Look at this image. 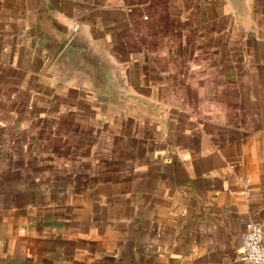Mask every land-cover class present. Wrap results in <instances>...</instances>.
Returning a JSON list of instances; mask_svg holds the SVG:
<instances>
[{
  "label": "crops",
  "instance_id": "crops-1",
  "mask_svg": "<svg viewBox=\"0 0 264 264\" xmlns=\"http://www.w3.org/2000/svg\"><path fill=\"white\" fill-rule=\"evenodd\" d=\"M0 0V264H247L264 241V0ZM79 31L138 114L53 62Z\"/></svg>",
  "mask_w": 264,
  "mask_h": 264
},
{
  "label": "water",
  "instance_id": "water-1",
  "mask_svg": "<svg viewBox=\"0 0 264 264\" xmlns=\"http://www.w3.org/2000/svg\"><path fill=\"white\" fill-rule=\"evenodd\" d=\"M240 17L246 16V0H230ZM59 78H83L106 106L128 114H138L148 104L130 96L118 82L105 55L81 36L79 31L67 41L53 62Z\"/></svg>",
  "mask_w": 264,
  "mask_h": 264
},
{
  "label": "built area",
  "instance_id": "built-area-1",
  "mask_svg": "<svg viewBox=\"0 0 264 264\" xmlns=\"http://www.w3.org/2000/svg\"><path fill=\"white\" fill-rule=\"evenodd\" d=\"M247 264H264V241L260 224L248 221L242 240V253L239 258Z\"/></svg>",
  "mask_w": 264,
  "mask_h": 264
}]
</instances>
